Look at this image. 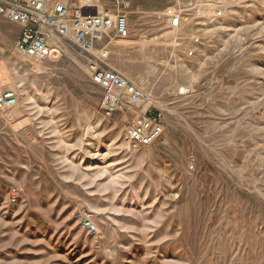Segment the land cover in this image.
Wrapping results in <instances>:
<instances>
[{
	"label": "rangeland",
	"instance_id": "obj_1",
	"mask_svg": "<svg viewBox=\"0 0 264 264\" xmlns=\"http://www.w3.org/2000/svg\"><path fill=\"white\" fill-rule=\"evenodd\" d=\"M102 4L129 26L108 64L149 94L111 116L75 45L28 58L0 17V264H264V0ZM150 106L163 133L134 146Z\"/></svg>",
	"mask_w": 264,
	"mask_h": 264
},
{
	"label": "built area",
	"instance_id": "obj_2",
	"mask_svg": "<svg viewBox=\"0 0 264 264\" xmlns=\"http://www.w3.org/2000/svg\"><path fill=\"white\" fill-rule=\"evenodd\" d=\"M196 9V16H201ZM173 32L182 27V17L174 9L163 13ZM217 11L215 17L220 16ZM0 17L21 26L15 49L28 58L41 60L56 51L55 38L68 40L87 60L91 79L103 89L102 107L111 116L123 104L137 106L149 100V94L127 76L108 64L110 43L129 36L128 18L119 8H108L102 0H0ZM188 21V17L183 18ZM195 43L199 41L197 36ZM194 54V48L186 50ZM16 95L12 90L0 92V111L13 107ZM163 133L162 113L151 106L140 109L126 129V139L134 146H149ZM83 227L95 232L89 218Z\"/></svg>",
	"mask_w": 264,
	"mask_h": 264
},
{
	"label": "bare ground",
	"instance_id": "obj_3",
	"mask_svg": "<svg viewBox=\"0 0 264 264\" xmlns=\"http://www.w3.org/2000/svg\"><path fill=\"white\" fill-rule=\"evenodd\" d=\"M152 42V41H151Z\"/></svg>",
	"mask_w": 264,
	"mask_h": 264
}]
</instances>
